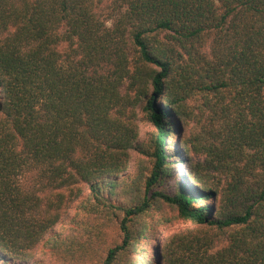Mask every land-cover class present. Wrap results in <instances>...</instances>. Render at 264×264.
<instances>
[{
    "label": "trees",
    "instance_id": "trees-1",
    "mask_svg": "<svg viewBox=\"0 0 264 264\" xmlns=\"http://www.w3.org/2000/svg\"><path fill=\"white\" fill-rule=\"evenodd\" d=\"M90 262L264 264V0H0V264Z\"/></svg>",
    "mask_w": 264,
    "mask_h": 264
},
{
    "label": "rangeland",
    "instance_id": "rangeland-1",
    "mask_svg": "<svg viewBox=\"0 0 264 264\" xmlns=\"http://www.w3.org/2000/svg\"><path fill=\"white\" fill-rule=\"evenodd\" d=\"M152 127L149 125V123L145 122L144 120L140 123V140L145 143V141L148 139L149 134L152 131ZM171 140L173 142L178 141V137H172ZM135 167H137V170H135ZM149 168V159L145 154L142 152H133L132 158H131V164L129 168L127 169V174L133 175L135 172H139L140 170H143L145 173H148ZM177 183L176 178H170L168 177L164 181L163 187L166 191H171L175 184ZM158 212H152V219L159 220V224L157 225V228L160 230L161 238L164 239L169 234H172L177 231H181L185 229L188 224L182 222L176 215V211L169 205L166 204H159L157 206ZM74 210V209H73ZM73 210L70 211V213H73ZM70 215V214H69ZM69 216L67 217L68 220ZM151 216L148 217V220H152ZM65 224H59L56 227V230L61 234L64 235L67 232L68 223ZM154 221V220H153ZM111 234V232L109 233ZM110 237V236H109ZM43 250L42 243L37 248V253H40ZM48 251V249H45ZM87 264H95L94 262H90Z\"/></svg>",
    "mask_w": 264,
    "mask_h": 264
}]
</instances>
